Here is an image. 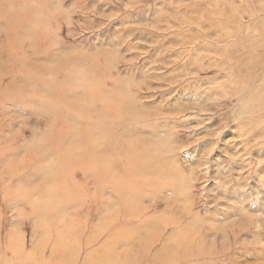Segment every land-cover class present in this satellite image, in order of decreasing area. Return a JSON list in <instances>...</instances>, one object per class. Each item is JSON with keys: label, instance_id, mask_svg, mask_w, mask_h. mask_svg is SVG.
<instances>
[{"label": "rangeland", "instance_id": "obj_1", "mask_svg": "<svg viewBox=\"0 0 264 264\" xmlns=\"http://www.w3.org/2000/svg\"><path fill=\"white\" fill-rule=\"evenodd\" d=\"M87 70L142 112L109 136L163 170L129 178L104 138L105 182L42 151L74 121L50 90L86 104ZM0 264H264V0H0Z\"/></svg>", "mask_w": 264, "mask_h": 264}, {"label": "bare ground", "instance_id": "obj_2", "mask_svg": "<svg viewBox=\"0 0 264 264\" xmlns=\"http://www.w3.org/2000/svg\"><path fill=\"white\" fill-rule=\"evenodd\" d=\"M35 29L33 28L31 30L35 31V35L38 34L40 36H44L48 34L46 28L42 27L40 30ZM16 39L17 40H14L13 43L19 47L21 42H19L18 38ZM43 47L47 48L50 46L44 44ZM27 55L28 54L24 53L21 49H16L11 55H9L11 56L9 58L13 63H21L20 65L21 67L23 66L22 69L25 72L27 80H29L28 82L40 81L42 68L36 67L33 69L30 65L26 67V62H28ZM86 73L90 79V81H87L85 84L86 91L85 95L83 96L86 104L82 105L80 102L82 97L75 91H66L65 89H61L57 86H54V89L50 90V98L53 99V104L50 108L53 113H55V119H58L63 123L68 121L67 114H63V110L64 112H70V110H72L74 115L71 117L74 121L69 123L66 129L61 128L60 131L58 129V131L56 130L55 132H49L45 134L44 139L48 140V142L53 140V142H50L51 144L41 146L43 148L42 151H53L51 156L54 158V160H60L63 163L62 169L69 170L71 168H82L85 171H92L98 176L100 180L104 182L105 179H107V181L114 180L112 176L110 177L111 167L108 157L104 154L105 152L107 153V151L109 152L112 146L115 147L114 151H116L117 156L125 158L123 166L128 177L132 174L130 172L128 175V172L132 170V166L136 165L134 163H138V170L136 173L137 175L143 174L144 172L154 173L155 169L163 170L165 165L162 157L159 154L160 151H155V154L148 153L146 147L149 145L145 142L134 143L130 138H125L123 135L116 137L109 136V132L114 120L120 121L126 118L130 119L129 117H138L142 112H140L137 107L135 108L133 104L126 103L125 98L121 97L124 96L123 92H121L122 95H104L101 93V90L98 91L100 88L98 84V79H101L100 76H97L93 73V71L90 70H87ZM92 116L93 118L89 120V118ZM79 123H81L80 127L78 126ZM102 138H104L102 146H104L105 150L104 153H98L100 145H97V140H101ZM156 147L157 146L154 148ZM90 148L93 150L90 151ZM40 160L42 161V156H33L29 159H26V163H28V165L30 162L35 161H38L39 163L41 162ZM21 164H23V162ZM16 165L17 164L14 162V160L12 162L9 161L8 168L13 170L14 166ZM23 165L25 166V164ZM164 170L166 169L164 168ZM62 172L64 171L62 170ZM132 176L129 178L132 179L134 177ZM160 176L163 177L164 175L162 174ZM171 176V173L165 171L164 177L169 178ZM134 180L135 179L132 181ZM130 204L131 203L129 202V205ZM130 232H133V239L132 241L129 240L128 244L129 242L136 241V238L139 237L140 229L136 228Z\"/></svg>", "mask_w": 264, "mask_h": 264}]
</instances>
